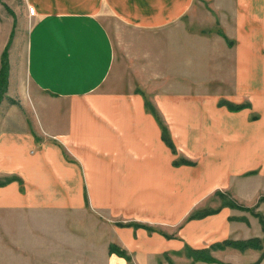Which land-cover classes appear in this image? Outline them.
Segmentation results:
<instances>
[{"label":"crops","instance_id":"0c3cea01","mask_svg":"<svg viewBox=\"0 0 264 264\" xmlns=\"http://www.w3.org/2000/svg\"><path fill=\"white\" fill-rule=\"evenodd\" d=\"M24 2V79L11 66L0 91L1 215L63 222L49 253L82 263L128 264L114 245L135 264H219L192 253L263 238L242 207L264 197V0ZM247 248L231 262L264 264Z\"/></svg>","mask_w":264,"mask_h":264},{"label":"rangeland","instance_id":"374dc122","mask_svg":"<svg viewBox=\"0 0 264 264\" xmlns=\"http://www.w3.org/2000/svg\"><path fill=\"white\" fill-rule=\"evenodd\" d=\"M25 0H0V27L4 31V36L9 34L10 38L7 43V46L3 52V63L0 66V91L1 93H6L8 90V70L10 67L17 68L18 74L20 72L22 79H24L23 71H24V54H25V46L27 40L28 31L31 29L33 21L30 15V9L28 7V11L25 10ZM109 28L111 33L115 32V24H109ZM218 29L220 32L225 33L221 30V24H218ZM117 35L115 34L117 39ZM2 38V43L6 40V38ZM10 53V54H9ZM12 53V56H11ZM12 61V62H11ZM9 62L11 64L9 65ZM16 64V65H15ZM1 77L6 79V84H1ZM6 89V91H4ZM188 161V160H187ZM223 196H221L222 198ZM220 196L216 198H211L209 201L211 205L205 209L206 213L199 214L197 210L191 212L187 215V219H193L191 216L193 214L201 215L204 217L208 213L214 212L217 210L216 205L221 200ZM263 197L259 199V202H262ZM231 200V198H230ZM233 206L239 207V202H234L232 199ZM230 201V202H231ZM226 202V201H225ZM228 202V201H227ZM258 202V203H259ZM258 203L253 207H242L245 210H249L260 219V216L264 218V212L257 211ZM240 208V207H239ZM241 208V209H242ZM211 211V212H210ZM254 211V212H253ZM249 216V215H248ZM19 218L22 219V223L18 225ZM200 218V217H195ZM29 228H33L31 230L28 229L27 224L24 221L23 215L12 214V215H1L0 214V264H94V263H82L77 260L81 259L83 256L79 251H77L74 247L70 246V250L67 252L65 246H59L58 248V256L52 255L49 253V239L51 236L54 238L60 239L64 236L65 224L63 222H52L49 223L45 221V223L41 226L37 224L36 226H32ZM252 229L255 230L253 227ZM57 235V237H56ZM250 239H254L257 245L264 249V236L263 238L252 237ZM228 240V239H226ZM234 240V239H233ZM248 240V239H247ZM225 241V240H224ZM222 241V242H224ZM239 241V240H234ZM243 241V240H240ZM220 242V243H222ZM233 247L239 249L240 251H245V248H239L232 245H227L223 247L214 246L209 248L206 252L204 250H194L193 253L198 252L199 255H206L215 258V261L207 260V259H199L207 262H214L219 264H233L231 262L233 256L232 253L227 251V248ZM213 250H217V256L213 254ZM192 253L193 257L194 254ZM264 254V250H263ZM79 255V256H78ZM77 258L76 260L71 261L72 259ZM57 260V261H51ZM195 261H198L194 258ZM260 261V260H259ZM259 261L253 262L252 264H258ZM171 263V262H170ZM176 263V262H175ZM174 263V264H175ZM173 264V263H172ZM177 264V263H176Z\"/></svg>","mask_w":264,"mask_h":264},{"label":"trees","instance_id":"16d2710c","mask_svg":"<svg viewBox=\"0 0 264 264\" xmlns=\"http://www.w3.org/2000/svg\"><path fill=\"white\" fill-rule=\"evenodd\" d=\"M1 84H3V85L6 84V79H5L4 77H1ZM4 91H6V89H5ZM147 107H148L149 109H151L152 111H154L155 114L158 116V113H157L156 109H155L153 106H151V104L148 102V100H147ZM159 120H160V123H161V125H162V127H163V137H164V139L167 141V143H168L171 147H173V148L175 149V145H174V143H173V141H172L170 135H169L168 132H167V128H166L164 122L160 119V117H159ZM262 200H264V197L262 198ZM191 217H192V218H195V217H201V215L193 214ZM260 220H261V222H262L263 225H264V218H263L262 216H260ZM215 245H216V246H219V247H223V246H227V245H232V246L239 247V248H246V247H259V246L257 245V243L255 242L254 239H248V240H243V241H234V240H232V239H228V240H225V241L222 242V243H218V244H215ZM111 251H112V252H116V253H118V254L121 255V256H124V257L128 260V264H135V263L133 262L132 256L129 255V254L127 253L126 250L121 249L120 247H117V246H114V245H113V246H111ZM197 253H198L197 251H196V253H193V254H194V258H195L196 260H199V259H207V260H211V261H215V260H216L215 258H213V257H211V256H206V255H202V254L199 255V254H197Z\"/></svg>","mask_w":264,"mask_h":264},{"label":"built area","instance_id":"2783aa9c","mask_svg":"<svg viewBox=\"0 0 264 264\" xmlns=\"http://www.w3.org/2000/svg\"><path fill=\"white\" fill-rule=\"evenodd\" d=\"M28 7H29V9H30V12H31L32 14H34V13H35V8L32 7V6H28Z\"/></svg>","mask_w":264,"mask_h":264}]
</instances>
